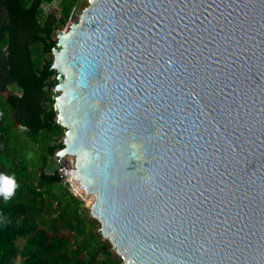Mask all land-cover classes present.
<instances>
[{
  "label": "water",
  "instance_id": "95a60500",
  "mask_svg": "<svg viewBox=\"0 0 264 264\" xmlns=\"http://www.w3.org/2000/svg\"><path fill=\"white\" fill-rule=\"evenodd\" d=\"M87 1L51 50L55 156L102 238L121 264H264V0Z\"/></svg>",
  "mask_w": 264,
  "mask_h": 264
},
{
  "label": "trees",
  "instance_id": "16d2710c",
  "mask_svg": "<svg viewBox=\"0 0 264 264\" xmlns=\"http://www.w3.org/2000/svg\"><path fill=\"white\" fill-rule=\"evenodd\" d=\"M87 0H0V264H121L71 190L55 152L64 128L52 95V46Z\"/></svg>",
  "mask_w": 264,
  "mask_h": 264
},
{
  "label": "rangeland",
  "instance_id": "374dc122",
  "mask_svg": "<svg viewBox=\"0 0 264 264\" xmlns=\"http://www.w3.org/2000/svg\"><path fill=\"white\" fill-rule=\"evenodd\" d=\"M65 160H66V163L68 165H73V158L72 157L67 156ZM66 181L68 182L73 193L75 195H77L78 197H80L84 201V204L86 206L90 207V204L94 199L93 195L92 194H85L83 187L80 185V183L75 182L70 177L67 176Z\"/></svg>",
  "mask_w": 264,
  "mask_h": 264
},
{
  "label": "clouds",
  "instance_id": "9594fccd",
  "mask_svg": "<svg viewBox=\"0 0 264 264\" xmlns=\"http://www.w3.org/2000/svg\"><path fill=\"white\" fill-rule=\"evenodd\" d=\"M16 186L13 178L0 175V197H3L4 200H8L13 196Z\"/></svg>",
  "mask_w": 264,
  "mask_h": 264
}]
</instances>
